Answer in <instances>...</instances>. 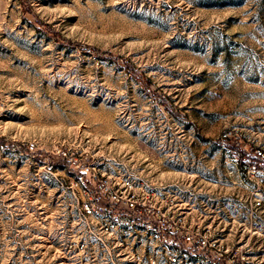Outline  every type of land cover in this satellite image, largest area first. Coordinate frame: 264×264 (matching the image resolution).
Listing matches in <instances>:
<instances>
[{
  "label": "rangeland",
  "instance_id": "rangeland-1",
  "mask_svg": "<svg viewBox=\"0 0 264 264\" xmlns=\"http://www.w3.org/2000/svg\"><path fill=\"white\" fill-rule=\"evenodd\" d=\"M222 133L264 146V0H0V264H122L85 166L172 198L217 264H264L263 171Z\"/></svg>",
  "mask_w": 264,
  "mask_h": 264
},
{
  "label": "built area",
  "instance_id": "built-area-1",
  "mask_svg": "<svg viewBox=\"0 0 264 264\" xmlns=\"http://www.w3.org/2000/svg\"><path fill=\"white\" fill-rule=\"evenodd\" d=\"M229 137L240 152L239 155L231 151L233 167L245 176H252L261 166L262 176L257 179L249 204L253 214H264V146H240L229 133H222L220 138ZM32 147L29 142L27 148ZM71 183L85 195L79 203L80 214L83 218L94 219L95 240L101 243V236L122 238L119 247L122 264H217L220 254L205 253L212 246L205 233L197 227L185 226L182 217L171 209L172 198L164 196L165 203L160 205L157 192H147L141 183L128 176L98 173L92 166L74 173ZM249 226L254 233L261 231L259 220L252 221ZM74 246L83 250L86 245L81 240ZM103 260L112 264L108 252Z\"/></svg>",
  "mask_w": 264,
  "mask_h": 264
},
{
  "label": "trees",
  "instance_id": "trees-1",
  "mask_svg": "<svg viewBox=\"0 0 264 264\" xmlns=\"http://www.w3.org/2000/svg\"><path fill=\"white\" fill-rule=\"evenodd\" d=\"M58 167H62V164L59 162H54Z\"/></svg>",
  "mask_w": 264,
  "mask_h": 264
}]
</instances>
